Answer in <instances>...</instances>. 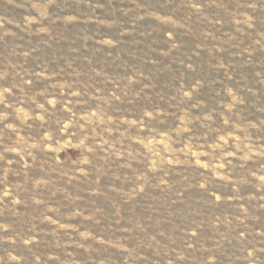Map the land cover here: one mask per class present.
I'll return each instance as SVG.
<instances>
[{
    "label": "rangeland",
    "instance_id": "obj_1",
    "mask_svg": "<svg viewBox=\"0 0 264 264\" xmlns=\"http://www.w3.org/2000/svg\"><path fill=\"white\" fill-rule=\"evenodd\" d=\"M0 264H264V0H0Z\"/></svg>",
    "mask_w": 264,
    "mask_h": 264
}]
</instances>
